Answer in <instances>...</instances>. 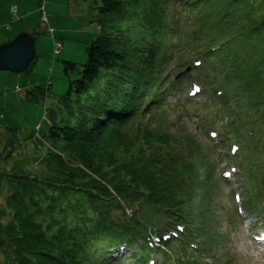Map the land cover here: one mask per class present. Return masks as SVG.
I'll return each mask as SVG.
<instances>
[{"label": "trees", "instance_id": "obj_1", "mask_svg": "<svg viewBox=\"0 0 264 264\" xmlns=\"http://www.w3.org/2000/svg\"><path fill=\"white\" fill-rule=\"evenodd\" d=\"M182 1L189 3L191 10L209 11V19H198L200 31L189 41L200 42L209 33L218 34L221 24L226 27L223 40L217 43L214 37L211 43H202V50L229 41L215 54L224 70L234 69L226 77L227 82H239L237 96L247 93L255 101L246 108L264 103V82L257 91L250 88L254 75L264 77V12L260 18L254 17L255 3L264 9V0ZM167 6L173 7L171 0L95 2L91 22L98 25L100 32L87 48V62L81 71L75 63L64 62L67 90L60 97V111L52 109L47 114L49 129L43 140L52 149L41 164L43 178H32L19 167L12 174L0 176V185L6 180L14 189L6 200L10 216L0 215V264H75L102 254L101 245L114 235L132 237L154 229L165 216L172 218L174 211L190 208V212H195L191 207L195 192L210 182V148L206 147L204 153L188 137L161 129L156 124L162 118L157 123H142L149 110L147 99L168 81L156 71L164 67L168 52L172 51L169 24L175 21L168 19ZM160 8L165 14L159 17ZM153 28L161 30L159 37L151 33ZM148 49L151 53L146 57ZM199 53L187 48L183 55ZM76 74L78 77L72 79ZM43 90L38 87L29 95L38 100L36 92L43 96ZM165 110V106H156L154 114L166 117ZM175 126L178 127L176 122ZM132 131L134 139H130ZM145 146L154 147L158 155L145 157ZM138 148L141 150L135 153ZM10 152L11 148L5 158ZM127 163L133 165L132 171L126 170ZM207 187L201 200L196 199L203 244L207 232L203 219L207 218ZM48 188L54 192L48 195L45 205L46 200L39 199L35 190L45 192ZM145 208L156 211L147 218L148 214H141ZM128 209L138 212L133 214L135 222L120 225L122 219L115 215L124 216ZM6 219L8 222L3 223ZM169 246L182 248L179 242Z\"/></svg>", "mask_w": 264, "mask_h": 264}, {"label": "rangeland", "instance_id": "obj_2", "mask_svg": "<svg viewBox=\"0 0 264 264\" xmlns=\"http://www.w3.org/2000/svg\"><path fill=\"white\" fill-rule=\"evenodd\" d=\"M40 1L41 0H0V46L8 40H14L21 33H37V35H35L37 59L31 66L30 72L23 75L0 72V176H2L3 173L12 174L13 169L19 167L32 178H43L45 171L41 164L44 160V155L47 151L52 149L47 142L43 140V134L49 129L47 114L53 111L52 109L60 111V97L65 94L68 86V80L64 73V62L75 63L77 69L81 71L83 65L87 62V48L100 32L98 25L91 22L95 14L92 9L95 7V2L98 0H44L45 12L49 19L48 24L42 23ZM255 6H257V14H254V17L260 18L264 9L263 7L260 8L257 2ZM15 7L18 12L16 15L11 11ZM217 10H219L218 7ZM208 13L209 11L207 10L205 12L199 9L198 11H187L180 9V7L175 8L167 6L168 19L179 23L178 28L174 27L173 33L169 34V39L172 42V51L168 52V60H166L164 67L160 68L159 71L156 70L158 75L170 80L167 84L173 81L178 82L180 79L190 82V80L202 76L203 73L204 75L202 78L212 79L213 84H217L214 81L217 75L214 72H209L210 74H207L205 69L200 70L202 75L194 71V76L190 77V72H187V70L190 68L192 57L185 59L186 57L182 54L186 48L191 49L192 52H201L204 48L202 43H211L214 37H217L216 42L218 43L223 40L221 38L227 35L226 27L221 24L217 31L218 34H215V36L209 33L207 38L200 42L196 39L186 44L188 40H193L194 37H196H193L194 34L197 35L198 31H200L198 26L201 25V22L198 21V19H209ZM157 14L160 17L162 14H165V10L160 8ZM190 18L193 29H189L188 19L190 21ZM51 28L55 29V33H50L49 29ZM151 33L159 37L161 35V30L159 28H153ZM60 43L62 47L56 53V46ZM178 43H180V46H177ZM150 53L151 49H148L145 52V56L148 57ZM211 69L212 68H209V71ZM77 77V74L71 76L72 79ZM250 80L252 81L250 88L257 91L259 86L264 82V77L259 78L257 75H254ZM35 87L47 91V97L42 98L41 94L36 92L38 100H33L29 95V91L33 92ZM226 91L228 90L226 89ZM254 109L255 108L252 110L251 106L250 108H246L245 111L250 112L252 110L251 114H253ZM200 110L201 109L196 108L195 105L187 104L181 107V111L184 113L189 111V116H185L180 111L167 109L165 110L168 114L166 117L162 115L159 116L156 112L155 114L154 112H149L146 113L142 120H149L150 122L157 123V120L162 118V120L156 124L161 129H164L170 134L188 137V139L198 145L199 148L202 147L203 152L206 153V147H208L207 138L204 130L202 132V128L200 129L197 127L201 118H197L195 115V113ZM242 113L245 115V112ZM263 114L264 109L258 116ZM66 115L67 112L64 111L62 117L65 118ZM237 116L238 115H235V117ZM247 118L250 119V121H248L245 118L248 125L251 126L252 123L254 124L252 128H261L264 130V120L252 116H247ZM173 121L178 124V127L175 125H171L170 127L169 124ZM227 122L228 118L223 120L219 119L214 121V126L223 131V125H228ZM232 127L229 129L233 130ZM178 128L180 131H177ZM142 129L145 131L146 128ZM132 133L133 131L130 133V139H134ZM229 134L232 137L234 136L232 135V131ZM141 135H143V133ZM130 141L135 142L136 140ZM158 142H164V140L159 139ZM38 143H41L42 146L40 144L38 145ZM9 148H11L12 152L5 158ZM139 150L141 149L138 148L135 153H139ZM142 150L145 157L150 158L154 157V155H158L154 147L150 148L145 146ZM182 153L184 156L186 155L185 151H182ZM172 156H169V162H171L170 159ZM208 157L213 161V158L209 154L207 155V158ZM239 159L240 156L236 158V161L238 162ZM216 161L218 162L217 158ZM127 164L128 166L125 167L126 170L132 171L134 169L133 165L130 163ZM253 164L252 174L249 173L248 185L245 171H243L242 174L246 177V180L244 181L242 178L240 181V189L244 194L246 203V214L249 215L251 219H243L241 221L237 218L230 187L225 186L221 182L219 177V166L213 162L208 187L203 186L196 190L194 203L192 204L195 210L200 208L199 202L196 199L202 194L203 190L201 189H205L206 187L209 188L207 194L208 199L205 203L207 218H203L207 227V232L205 235V242L201 247V252L194 253L188 249L185 252L184 248L178 249L177 247L171 246L169 249L170 252H168V262L170 264L177 260H179V262H187L189 258L196 259L198 264H211L215 262L219 264H264V261L257 256L250 246V239L248 238L249 233L256 234L264 230V210L260 212L258 210L253 211L248 207L249 199L247 197L248 195H246V191L247 194L253 195L252 198L254 203L257 201L260 202L258 205L253 204L256 209H264V166L261 167L262 172L257 173L254 177L253 175H255L258 168L257 165L255 166V163ZM35 191L40 194L39 199L43 201L46 200L45 205L47 204L48 195H52L54 192L50 188L45 189V192L39 189ZM13 192L14 189L9 186L6 180L1 182V216H10L6 200ZM34 211L35 210H33V212ZM155 211V208H145L141 214L145 212L148 214L146 217L150 218L152 216L150 213ZM135 213H138L135 209H128L126 210V215L123 216L121 213H117L115 217L117 219L121 218L120 225H123L130 223L129 221L135 222L132 220L134 218L133 214L135 215ZM55 215L58 216L57 213ZM166 218L165 216L161 221L162 224L165 223ZM228 218L231 220L233 219V227L230 225ZM5 222H8V220H3V223ZM198 223L200 224L199 221ZM156 230L157 229L154 231ZM198 239L201 240L200 238ZM126 258H130V255ZM1 261L2 254L0 253V263Z\"/></svg>", "mask_w": 264, "mask_h": 264}, {"label": "water", "instance_id": "obj_3", "mask_svg": "<svg viewBox=\"0 0 264 264\" xmlns=\"http://www.w3.org/2000/svg\"><path fill=\"white\" fill-rule=\"evenodd\" d=\"M36 59V38L32 34L21 33L0 46V72L23 75Z\"/></svg>", "mask_w": 264, "mask_h": 264}, {"label": "built area", "instance_id": "obj_4", "mask_svg": "<svg viewBox=\"0 0 264 264\" xmlns=\"http://www.w3.org/2000/svg\"><path fill=\"white\" fill-rule=\"evenodd\" d=\"M40 11L42 13V23L48 24V20L49 19L47 17V13L45 12V4L44 3L41 4ZM12 13L14 15L17 14V8L16 7L12 9ZM49 31H50V33H54V29H52V28L49 29ZM61 47H62V44L61 43L56 46V48H57L56 53L60 50Z\"/></svg>", "mask_w": 264, "mask_h": 264}, {"label": "bare ground", "instance_id": "obj_5", "mask_svg": "<svg viewBox=\"0 0 264 264\" xmlns=\"http://www.w3.org/2000/svg\"><path fill=\"white\" fill-rule=\"evenodd\" d=\"M42 95H43L42 98H46V97H47V93L44 92V91H43ZM42 98H41V99H42Z\"/></svg>", "mask_w": 264, "mask_h": 264}]
</instances>
